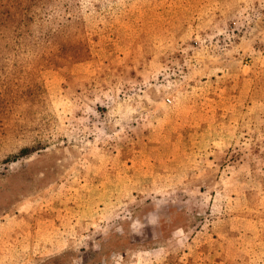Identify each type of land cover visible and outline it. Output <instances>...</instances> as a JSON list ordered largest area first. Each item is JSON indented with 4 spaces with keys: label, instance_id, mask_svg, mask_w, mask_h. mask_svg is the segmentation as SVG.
<instances>
[{
    "label": "rangeland",
    "instance_id": "1",
    "mask_svg": "<svg viewBox=\"0 0 264 264\" xmlns=\"http://www.w3.org/2000/svg\"><path fill=\"white\" fill-rule=\"evenodd\" d=\"M0 264H264V0H0Z\"/></svg>",
    "mask_w": 264,
    "mask_h": 264
},
{
    "label": "trees",
    "instance_id": "2",
    "mask_svg": "<svg viewBox=\"0 0 264 264\" xmlns=\"http://www.w3.org/2000/svg\"><path fill=\"white\" fill-rule=\"evenodd\" d=\"M33 148H34L33 146L30 147V148H22V149L19 150V153H23V152H25V150H27V149H33Z\"/></svg>",
    "mask_w": 264,
    "mask_h": 264
}]
</instances>
